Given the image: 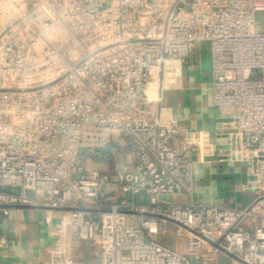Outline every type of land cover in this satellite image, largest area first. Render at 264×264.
<instances>
[{"label":"built area","instance_id":"2783aa9c","mask_svg":"<svg viewBox=\"0 0 264 264\" xmlns=\"http://www.w3.org/2000/svg\"><path fill=\"white\" fill-rule=\"evenodd\" d=\"M261 12L264 0H0V212H59L52 264H79L68 227L102 264H194L205 244L264 264ZM202 42L232 155L254 163L242 208L194 201L192 144L164 104L169 66L181 73ZM170 223L185 253L164 240Z\"/></svg>","mask_w":264,"mask_h":264},{"label":"crops","instance_id":"0c3cea01","mask_svg":"<svg viewBox=\"0 0 264 264\" xmlns=\"http://www.w3.org/2000/svg\"><path fill=\"white\" fill-rule=\"evenodd\" d=\"M211 86L210 46L207 42L197 43L188 63L181 67L177 83L165 88L164 104L172 110L178 127L187 132L192 144L187 153L195 166L194 201L242 208L254 198L251 184L254 163L232 155L237 148L234 131L225 125L228 119L214 106ZM183 144L180 134L172 140L175 148L182 149ZM119 162L120 167L133 166L124 156ZM107 164L104 162L103 167ZM172 199L188 201L186 196ZM60 231L57 211L51 223L46 221L41 208L14 210L12 219L0 212V264H52L48 249L56 245ZM65 233L79 264H102L97 248L88 246L70 227ZM164 240L180 252H186V238L176 237L171 223ZM203 257L211 258L214 264H232L229 254L211 244H205L192 262L201 264Z\"/></svg>","mask_w":264,"mask_h":264},{"label":"bare ground","instance_id":"6f19581e","mask_svg":"<svg viewBox=\"0 0 264 264\" xmlns=\"http://www.w3.org/2000/svg\"><path fill=\"white\" fill-rule=\"evenodd\" d=\"M180 76V68L176 63H172L167 71V76L165 80V87L168 88L172 84H176L178 77Z\"/></svg>","mask_w":264,"mask_h":264},{"label":"rangeland","instance_id":"374dc122","mask_svg":"<svg viewBox=\"0 0 264 264\" xmlns=\"http://www.w3.org/2000/svg\"><path fill=\"white\" fill-rule=\"evenodd\" d=\"M15 1L19 3L20 7L24 8L27 0H15ZM257 22H258V26H257L258 29H260L261 31H264V12L257 14ZM15 191H17V189H15Z\"/></svg>","mask_w":264,"mask_h":264}]
</instances>
